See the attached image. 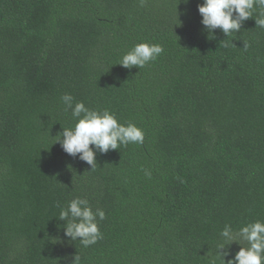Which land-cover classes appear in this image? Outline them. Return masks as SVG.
Here are the masks:
<instances>
[{
    "label": "trees",
    "instance_id": "obj_1",
    "mask_svg": "<svg viewBox=\"0 0 264 264\" xmlns=\"http://www.w3.org/2000/svg\"><path fill=\"white\" fill-rule=\"evenodd\" d=\"M202 2L0 0V264H209L226 224L264 221V28L254 14L209 40ZM138 42L164 51L118 65ZM65 93L144 143L91 170L53 144L74 123ZM76 196L106 214L87 248L59 220Z\"/></svg>",
    "mask_w": 264,
    "mask_h": 264
},
{
    "label": "clouds",
    "instance_id": "obj_2",
    "mask_svg": "<svg viewBox=\"0 0 264 264\" xmlns=\"http://www.w3.org/2000/svg\"><path fill=\"white\" fill-rule=\"evenodd\" d=\"M186 4L188 0H183ZM144 0H141V4ZM201 15L202 31L209 40L215 39V30L219 29L226 37L241 30L242 24L255 14L256 27L264 28V0H203L197 5ZM225 47L228 43L225 42ZM247 47V45H244ZM164 48L158 43L138 42L122 54L118 65L139 70L159 57ZM64 111L71 112L74 123L69 127H62L53 138V144L59 143L62 150L91 166L97 164V153L106 154L109 150H117L129 144H143L144 131L133 122L121 123L115 113L108 108H89L83 101L65 93L61 97ZM52 144V145H53ZM150 177V173L146 172ZM105 211L101 208L93 210L89 200L76 196L70 199L66 206L59 211V220L63 221L64 235L70 242L79 240L82 247L87 248L103 238L98 220L105 219ZM222 242L217 245L215 257H209V264H264V221L249 222L233 230L226 224L219 233ZM238 244L239 250L231 259H225L231 253L227 245ZM246 244V246H245ZM223 250V251H222ZM71 264H81L78 253L70 258Z\"/></svg>",
    "mask_w": 264,
    "mask_h": 264
}]
</instances>
